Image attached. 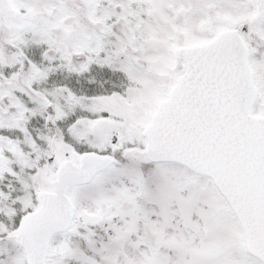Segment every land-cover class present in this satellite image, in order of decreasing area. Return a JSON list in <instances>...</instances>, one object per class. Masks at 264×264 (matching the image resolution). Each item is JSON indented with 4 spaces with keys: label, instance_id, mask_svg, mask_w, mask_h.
<instances>
[{
    "label": "snow or ice",
    "instance_id": "obj_1",
    "mask_svg": "<svg viewBox=\"0 0 264 264\" xmlns=\"http://www.w3.org/2000/svg\"><path fill=\"white\" fill-rule=\"evenodd\" d=\"M0 264H264V0H0Z\"/></svg>",
    "mask_w": 264,
    "mask_h": 264
}]
</instances>
